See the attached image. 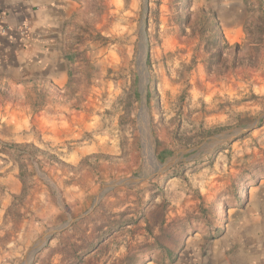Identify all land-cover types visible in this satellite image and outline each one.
Listing matches in <instances>:
<instances>
[{
	"label": "rangeland",
	"instance_id": "374dc122",
	"mask_svg": "<svg viewBox=\"0 0 264 264\" xmlns=\"http://www.w3.org/2000/svg\"><path fill=\"white\" fill-rule=\"evenodd\" d=\"M74 1L53 100L73 138L57 155L0 118V189L22 185L0 200V264H201L200 241L264 180V0ZM85 140L98 149L70 163ZM38 162L51 175L40 201ZM163 231L175 258L154 248Z\"/></svg>",
	"mask_w": 264,
	"mask_h": 264
},
{
	"label": "crops",
	"instance_id": "0c3cea01",
	"mask_svg": "<svg viewBox=\"0 0 264 264\" xmlns=\"http://www.w3.org/2000/svg\"><path fill=\"white\" fill-rule=\"evenodd\" d=\"M75 8L74 0H0L8 27V32L0 35L2 124L9 125L13 132L11 138L16 142L23 140L40 147L56 148L54 154L57 155L58 151H63L60 148L63 142L69 136L73 138L76 132L65 114L70 112L68 108L53 102L54 98L59 99L57 90L68 81L66 24L74 18ZM83 113L79 114L82 117L80 130L89 133L94 123L90 113ZM31 129L33 132H28L24 139L21 133ZM97 149V144L85 140L80 148L66 153L67 160L74 164L79 152L88 155ZM41 165L35 163L41 189L35 186L30 195L37 201L44 200L51 179L43 166L39 171ZM3 182L7 187L0 189V200L6 208L15 195L21 194L22 185L14 177L4 178ZM206 242L201 240V246L196 248L207 253L201 264H264V180L251 190L246 209L226 223L219 237ZM193 248L195 252V246ZM194 257L186 263L196 264Z\"/></svg>",
	"mask_w": 264,
	"mask_h": 264
},
{
	"label": "trees",
	"instance_id": "16d2710c",
	"mask_svg": "<svg viewBox=\"0 0 264 264\" xmlns=\"http://www.w3.org/2000/svg\"><path fill=\"white\" fill-rule=\"evenodd\" d=\"M216 35V34H215ZM219 39V40H218ZM212 43H215L217 44L220 48H224V38H223V35H216L215 37H213L211 40H210ZM208 42V41H207ZM209 44V43H208ZM212 48H214V46H211ZM218 47V48H219ZM164 234V231L156 237V242H155V245L157 247H154L156 248L157 251L161 252L162 254H169L170 256H172L173 258H175L177 256V252H173L171 248L168 247V244H166L162 239V236ZM169 238L172 239L171 235L168 236ZM177 242V241H176Z\"/></svg>",
	"mask_w": 264,
	"mask_h": 264
},
{
	"label": "built area",
	"instance_id": "2783aa9c",
	"mask_svg": "<svg viewBox=\"0 0 264 264\" xmlns=\"http://www.w3.org/2000/svg\"><path fill=\"white\" fill-rule=\"evenodd\" d=\"M4 18V12L0 9V35H4L8 32V27L5 25Z\"/></svg>",
	"mask_w": 264,
	"mask_h": 264
},
{
	"label": "water",
	"instance_id": "95a60500",
	"mask_svg": "<svg viewBox=\"0 0 264 264\" xmlns=\"http://www.w3.org/2000/svg\"><path fill=\"white\" fill-rule=\"evenodd\" d=\"M111 185L107 186L106 188L102 189V191L97 195L96 199H95V203L93 205V207L98 203V201L100 200V198L103 196V194L107 191V189L110 187ZM62 228H59L57 230H60ZM56 229L54 231H57Z\"/></svg>",
	"mask_w": 264,
	"mask_h": 264
}]
</instances>
